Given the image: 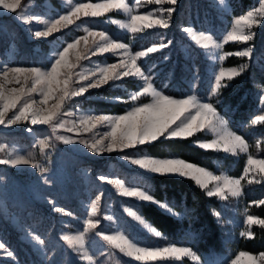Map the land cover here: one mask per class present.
<instances>
[{"label": "snow or ice", "instance_id": "6c2138e0", "mask_svg": "<svg viewBox=\"0 0 264 264\" xmlns=\"http://www.w3.org/2000/svg\"><path fill=\"white\" fill-rule=\"evenodd\" d=\"M68 2L72 5L68 10L53 18L44 19L40 15L29 14L22 0H0V11L8 10L15 14L16 19L25 26L31 25L33 21L43 25L41 28H28L34 38L47 40L63 29L71 31L69 26L83 27L85 33L66 42L43 66H10L6 62L0 65V126L11 127L25 123V131L29 133H33L32 126H48L51 129L50 134L45 135L43 139L39 136L36 138V145L44 159L50 157L45 149L54 148L57 141L75 145L90 154L116 152L121 159L146 173L191 178L209 197L218 196L226 200L229 194L232 197L240 195L241 180L246 177L249 183L253 180L259 182L257 177L264 180V159H257L249 152L248 141L228 126V121L218 108L220 100L213 99L220 96L222 89L228 86V81L240 76L248 69L247 61L253 58L251 45L235 53L222 52V49L224 43L228 41L247 42L256 35L254 29L264 23V0H259L258 6H253L242 14L236 15L231 21L230 30L226 32L222 40L216 39L208 31H195L192 26L182 27L181 30L192 34L197 45L205 49L213 60L219 61L220 66L214 72L213 83L207 95L198 96L193 93L180 97L165 94L156 87L155 64L149 65L142 60L138 63L140 58L147 57L149 53L169 48L173 44L172 39L165 40L161 35L159 42L134 51L129 43L113 38L107 31L87 26L86 22L81 20V17L96 18L117 10L127 16L126 21H117V23L133 35L143 33L147 29H168L172 23V14L178 10V0H144L146 4H154L156 7L142 13L138 11L141 0H134V3H129L128 0H97L95 3L88 0L86 3L75 4H72V0ZM218 3L223 11L229 10L230 5L226 3V0H218ZM77 21H80V24H77ZM81 44H83L82 48ZM106 53L118 59L115 62L96 61L93 67L88 68L80 63L81 59L87 60L89 56L96 54L103 56ZM233 54L241 58L246 57L247 61L237 67L225 68L222 64L223 60L226 56ZM164 59L167 60L168 57L165 56ZM78 67L79 71L76 70ZM125 78H133L138 82L136 89L131 93L113 97L116 102L128 104L126 110L119 114L106 112L95 114L86 111L81 112L76 119H66L76 115L72 111L76 104L74 98L84 96L90 89L113 87L118 82L123 83ZM141 97H150V99L144 102ZM259 102L264 104V87L261 88ZM262 122H264V114L255 115L251 119L252 125ZM98 126L104 131H93ZM60 129H65L68 133H77V135L60 134ZM81 133L92 135L84 137L80 135ZM195 133H204L212 137L211 139L197 138L194 141L203 149H222L232 154L248 153L243 176L239 178L223 174L217 176L207 168L182 158L176 156L159 158L143 151L145 146H151L158 140L184 139L192 137ZM260 144L261 141L258 140L257 148ZM6 149L7 145L0 144V153L3 154L0 155V164L11 167L30 165L39 171L38 179L44 186L49 188L57 186L59 176L40 163L35 150L21 154ZM96 179L114 185L123 196L154 204L177 219H182L186 215L187 210H176L175 205L158 199L145 187L126 186L124 180H110L104 174H99ZM44 199L52 212L73 215L71 211L60 206L47 191ZM100 199L101 196L96 195L87 206L88 218L84 221L86 225L84 231L65 232L55 238L49 236L47 232H40L33 226L32 221L21 217L17 227L30 245L33 259L29 264H66L63 258L65 245L76 254L73 261L67 264H75L77 258L80 261H86L87 264H97L94 255L88 250L86 239L88 231L96 229V226L101 223L100 219L93 218L100 213ZM252 203L264 204V200L252 201ZM24 211L25 216L29 215L27 208ZM124 211L156 236L163 235L139 211L132 207H126ZM213 215L218 221L221 220V212L214 209ZM107 219L111 221L118 218L108 216ZM245 223L248 228L240 235L251 238L255 235L251 226L253 224L264 226V218L248 215ZM96 235L107 243L108 249L105 251L111 253L112 249H118L142 264H171V261H179L183 258H189L196 264H208L190 243L170 242L165 246H142L119 229L111 233L97 231ZM61 241L63 243H60ZM103 254L102 252L101 255ZM242 256L250 257L254 264L255 262L264 264V252L254 256L244 251L239 252L233 259H226L224 264H239ZM0 257L11 258L12 264H25L17 258V252L2 237H0ZM116 264L120 262L117 261Z\"/></svg>", "mask_w": 264, "mask_h": 264}, {"label": "rangeland", "instance_id": "374dc122", "mask_svg": "<svg viewBox=\"0 0 264 264\" xmlns=\"http://www.w3.org/2000/svg\"><path fill=\"white\" fill-rule=\"evenodd\" d=\"M242 1L226 0L230 8L225 12L222 10V6L219 5L218 0H178V10L172 14V23L168 29H147L145 32L135 35L121 28L117 23V21L127 20V16L117 10L96 18L81 17V20L85 21L87 26H94L98 30L107 31L113 38L129 43L134 51L142 50L143 47L159 42L161 35L164 36L165 40L172 39L173 44L169 48L149 53L147 57L140 58L138 63L142 60L149 65H156L154 83L165 94L180 97L195 93L201 96L209 93L210 86L213 83L214 72L220 66V62L213 60L205 49L197 45L192 34L186 33L181 29L182 27L192 26L195 31H208L216 39L222 40L226 32L230 30L231 21L236 15H240L259 4V0H251L248 8L242 11ZM77 2L86 3L88 0H72V4ZM92 2L95 3L97 0H92ZM128 2L134 3V0H128ZM22 4L29 14H37L44 19L58 16L72 6L68 0H22ZM154 7L156 5L146 4L144 0H141V6L138 11L142 13ZM77 24H80V21H77ZM29 27L41 28L43 25L38 21H33L31 25L25 26L16 19L15 14L8 10L0 11V65L6 62L10 66H43L48 63L54 52L66 42L85 34L83 27L69 26L71 31L63 29L61 32L55 33L52 37L44 40L42 38H34L28 31ZM254 31L256 35L250 41H228L224 43L222 52L230 53H235L251 45L253 47V58L251 61H247L245 57L243 59L246 60L232 65L229 64L231 58L241 57L234 54L225 57L222 62L225 68L237 67L246 61L249 63V67L240 76L228 81V86L222 89L220 96L213 99L218 98L220 100L218 108L222 107L226 113L230 114L228 117L225 112H221L228 121V126L234 131L236 130L232 123L236 122L237 127L241 131L236 132L243 135L248 141L249 152L257 159H264V122L256 125L251 124V119L255 115L264 114V104L259 102V94L261 88L264 87V23L256 27ZM228 45H230L229 48H227ZM80 47L82 48L83 44ZM165 56L168 57L167 60L164 59ZM117 59L118 57H113L110 53L103 54V56L96 54L89 56L87 60L81 59L80 63L85 68H88L93 67L96 61L115 62ZM251 67L257 70V72L253 70V74L250 75V79H252L255 86L254 91L250 95V101H252L251 104L253 106L246 108V117L240 118L237 116L239 104L235 105L230 101L240 91L241 85L234 88L232 83L241 77L244 81ZM76 70L79 71V67ZM259 73L262 75L261 77L257 75ZM137 83L133 78H125L123 83L118 82L113 87L104 86L101 89H90L89 93L84 94V96L74 98L76 104L72 111L76 115L66 117V119H76L81 112L86 111H91L95 114L101 112L119 114L118 112L108 111L99 104H120L126 110L128 104L116 102L113 97L131 93L136 89ZM107 90L114 91V94H106L105 91ZM247 95V92L242 95L241 102L247 98ZM141 99L144 102H148L150 97H141ZM25 126V123H19L11 127L0 126V144L7 145V151L14 150L21 154H27L35 150L40 163L53 170L60 179L55 188H49L44 186L42 181L38 179L40 176L39 171L30 165L11 167L0 164V177H3V179H0V237L6 240L8 245L17 252L18 259L24 261L25 264H29L33 259L30 245L25 241L23 234L17 227L21 217L32 221L34 227H37L42 233L47 232L52 238L65 232L76 233L84 231L86 227L84 221L88 218L87 206L90 204L91 199H95L96 195L101 196L100 213L93 218L100 219L101 223L96 226V229L88 231L86 243L97 264H116L117 261L120 264H142V262L121 253L118 249H112L111 253L105 251L108 249V245L96 235L97 231L103 230L111 233L119 229L142 246H165L170 242H174L164 234L159 237L156 236L124 211L126 207H132L141 213L139 207L144 202H140L136 198L123 196L114 185L107 181H98L96 179L99 174H104L110 180L122 179L125 181L126 186H141L151 192L152 183L150 177L153 174L146 173L128 161H124L116 152H105L99 155L90 154L75 145L64 144L63 141H57L54 148L45 149L50 154V157L49 159H44L36 145V138L39 136V138L43 139L45 135L50 134L51 129L46 125H36L32 126L33 133H29L25 131ZM93 131L102 132L104 129L98 126ZM59 133L77 135V133H68L65 129H60ZM80 135L90 137L92 134L81 133ZM194 135H200V139L212 138L204 133H195ZM258 140L261 141L259 148L256 146ZM206 150L222 153L226 157L235 156L238 158L244 155L246 159L244 168L247 166L248 153L232 154L224 152L222 149ZM143 151L146 152L144 148ZM0 155L3 154L0 153ZM200 167L207 168L204 166ZM207 169L217 176L223 174L228 177L239 178L244 174L243 169L240 175H233L224 164H216V168ZM45 174L47 175L48 173ZM257 180L259 182L253 180L251 183H249L247 177L241 180V193L236 197H232L229 194L228 199L225 200L218 196H213L221 204V210L219 211L221 212V220L219 223H221L226 233L223 241L229 238L232 242L239 244L241 241L252 239L255 236L247 238L241 236L240 233L248 228L245 223L248 215L264 218L254 211V208L257 209L263 204L252 203V201L264 200V180H260L259 177H257ZM46 191L58 201L60 206L71 211L73 215L67 216L52 212L49 204L44 199ZM163 201H168L173 205V202L169 200ZM25 208L29 210V215L27 216H25ZM108 216H114L118 219L110 221L107 219ZM148 222L151 223L150 221ZM256 227L264 226L253 224L251 230L254 232ZM186 235L183 242L175 243H190L197 249L193 243L197 234L193 231H187ZM60 243L63 242L61 241ZM64 247L63 258L67 264V262L73 261L76 254L67 248L66 245ZM241 251L250 252L244 249H236V247L233 249L230 245H226L224 251L201 252L198 250V253L208 264H224L226 259L235 258ZM102 252L104 253L103 255H101ZM261 252L264 251L250 253L258 256ZM0 264H12L11 258L0 257ZM75 264H87V262L80 261L77 258ZM171 264H196V262L191 261L189 258H183L179 261L173 260ZM239 264H254V262L250 257L242 256ZM255 264H258V262H255Z\"/></svg>", "mask_w": 264, "mask_h": 264}, {"label": "trees", "instance_id": "16d2710c", "mask_svg": "<svg viewBox=\"0 0 264 264\" xmlns=\"http://www.w3.org/2000/svg\"><path fill=\"white\" fill-rule=\"evenodd\" d=\"M250 1H242V11L248 8ZM229 47L230 45L227 48ZM244 60L246 59L233 57L229 61V64L236 65ZM253 70H255L254 67L249 69L244 81L241 77L232 83L234 88L241 85L240 91L230 101L235 105L239 104L237 116L240 118L246 117V108L253 106L251 104L252 101H250V95L255 88L252 79H250ZM257 75L262 76L260 73ZM245 92L248 93L247 98L241 102L242 95ZM105 93L113 95L114 91L107 90ZM99 105H102L103 108L111 112L121 113L124 111V107L120 104L100 103ZM220 110L221 112H225L222 107ZM225 114L228 117L230 116L229 113L225 112ZM232 124L236 131L241 132L236 122ZM199 137L200 135H193L192 137L184 139H162L153 143L151 146H145L144 150L153 156H176L210 169L216 168V164H224L229 168L231 174L238 176L242 173L246 161L244 155L238 158L235 156L226 157L222 153L203 149L194 142ZM150 180L152 183L151 192L154 196L161 200L173 202V205L176 206L178 211L187 210L186 215L182 219H177L154 204H140L139 209L141 213L170 240L183 242L187 236V231H193L197 234L194 237L193 243L201 252L224 251L226 245H230L233 249L236 247V249H244L250 252L264 251V227H256L254 229L255 236L252 239L243 240L239 244L232 242L229 238L223 241L226 233L221 223L213 215L214 209L216 211L221 210L220 202L215 197L207 196L205 191L191 178L153 175L150 177ZM254 209L257 214L264 217V204Z\"/></svg>", "mask_w": 264, "mask_h": 264}]
</instances>
